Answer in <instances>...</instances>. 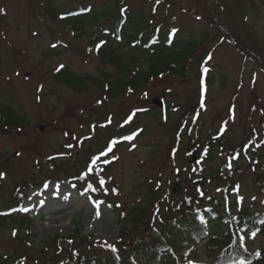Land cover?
Here are the masks:
<instances>
[{
  "label": "rangeland",
  "instance_id": "1",
  "mask_svg": "<svg viewBox=\"0 0 264 264\" xmlns=\"http://www.w3.org/2000/svg\"><path fill=\"white\" fill-rule=\"evenodd\" d=\"M101 5L196 42L186 76L108 97L117 76L98 53L104 22L63 20ZM0 10V106L23 118L0 129V264H101L109 245L142 240L193 199L264 212V0H0ZM60 65L94 81L66 87L54 79ZM138 209L142 224L120 235L122 215ZM241 241L264 250L263 236ZM191 259L218 258L203 243Z\"/></svg>",
  "mask_w": 264,
  "mask_h": 264
},
{
  "label": "trees",
  "instance_id": "2",
  "mask_svg": "<svg viewBox=\"0 0 264 264\" xmlns=\"http://www.w3.org/2000/svg\"><path fill=\"white\" fill-rule=\"evenodd\" d=\"M63 20L72 27L84 28L104 22L96 32L95 40L99 43L101 61L111 65L116 72L117 78L108 82L106 87L108 97L112 98L123 96L130 89L132 92L143 90L151 81L167 75L185 77L186 64L196 51V42L176 32H154L148 16L128 7L121 8L116 14H112L108 5L74 9L65 13ZM54 79L69 88L86 86L94 81L93 77H80L64 68L55 74ZM22 121L23 118L13 109L0 106V129H19ZM143 217V209L122 215L120 235L136 230ZM4 221L5 217L0 213V224ZM245 232L264 237V212L231 214L219 209L214 202L200 205L193 199L180 205L175 218L164 220L159 229L153 228L152 232L143 234L142 240L132 241L133 246L116 247L115 251L102 250L106 255L101 259L95 256L101 264H128L141 257L144 260L140 259L136 264H188L192 260L191 252L206 241L207 250L218 258L216 264H239L241 260L246 264H264V250L248 252L240 240ZM71 240L76 238L71 237ZM89 248L93 249V246ZM121 250H124L122 255ZM81 255L77 259L85 262L88 256Z\"/></svg>",
  "mask_w": 264,
  "mask_h": 264
},
{
  "label": "snow or ice",
  "instance_id": "3",
  "mask_svg": "<svg viewBox=\"0 0 264 264\" xmlns=\"http://www.w3.org/2000/svg\"><path fill=\"white\" fill-rule=\"evenodd\" d=\"M157 3H159V0H157ZM0 11H2V10H0ZM197 18L199 19L200 17H197ZM175 31H178V30L173 29V33H174ZM105 42H106V41H105ZM52 47L55 48V47H57V45H56V44H53ZM98 47H99V45H98ZM63 68H64V65H60V66L56 69V71H60V70L63 69ZM205 71H207V69H205ZM129 91H131V89H130ZM133 138H134V137H125V139H133ZM109 151H111V149H109ZM101 155H106V153L102 152ZM96 159H99V157L97 156ZM94 162H95V161H93V163H94ZM228 167H231V165L229 164ZM177 171H179V170L177 169ZM5 175H6L5 173H0V179L4 178ZM99 183H100L101 185H103V184L105 183V181H104V180H100ZM253 199H254V198H253ZM242 201H243V198L241 197V198L238 200V204H242ZM23 210H24V211H28V209H26V208L23 209ZM241 232H243V229H241ZM15 234H16V233L14 232L13 235H15ZM251 235H252V237L254 238V237H255V232H252ZM240 239L242 240V239H243V236H241ZM109 247H112L113 250L115 251V248H114L112 245H109ZM256 255L259 256V253H256ZM188 264H195V262H194V261H189ZM239 264H246V262H245L244 260H241V261H239Z\"/></svg>",
  "mask_w": 264,
  "mask_h": 264
},
{
  "label": "water",
  "instance_id": "4",
  "mask_svg": "<svg viewBox=\"0 0 264 264\" xmlns=\"http://www.w3.org/2000/svg\"><path fill=\"white\" fill-rule=\"evenodd\" d=\"M153 104L159 106L160 108L162 107V102H161L160 99H155L153 101ZM45 128H47V127H43V128L41 127L42 130L45 129ZM175 192H179V190H175Z\"/></svg>",
  "mask_w": 264,
  "mask_h": 264
},
{
  "label": "bare ground",
  "instance_id": "5",
  "mask_svg": "<svg viewBox=\"0 0 264 264\" xmlns=\"http://www.w3.org/2000/svg\"><path fill=\"white\" fill-rule=\"evenodd\" d=\"M100 231L103 232V233L108 232V231H107V228L104 227V226H101V227H100Z\"/></svg>",
  "mask_w": 264,
  "mask_h": 264
}]
</instances>
